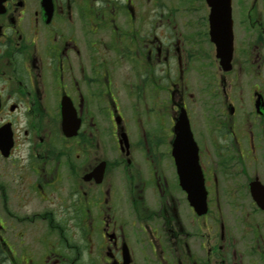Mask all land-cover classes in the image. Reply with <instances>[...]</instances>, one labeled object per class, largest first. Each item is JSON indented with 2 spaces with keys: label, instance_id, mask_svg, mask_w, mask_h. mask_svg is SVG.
<instances>
[{
  "label": "flooded vegetation",
  "instance_id": "af4514ba",
  "mask_svg": "<svg viewBox=\"0 0 264 264\" xmlns=\"http://www.w3.org/2000/svg\"><path fill=\"white\" fill-rule=\"evenodd\" d=\"M209 14L0 0V264H264V0Z\"/></svg>",
  "mask_w": 264,
  "mask_h": 264
},
{
  "label": "water",
  "instance_id": "95a60500",
  "mask_svg": "<svg viewBox=\"0 0 264 264\" xmlns=\"http://www.w3.org/2000/svg\"><path fill=\"white\" fill-rule=\"evenodd\" d=\"M210 6V34L215 43L218 54L224 56L227 51L228 58L232 50V19L230 0H206ZM220 55V56H221Z\"/></svg>",
  "mask_w": 264,
  "mask_h": 264
}]
</instances>
